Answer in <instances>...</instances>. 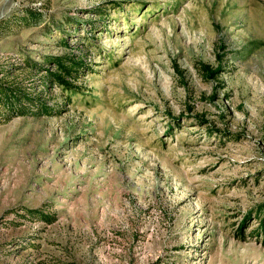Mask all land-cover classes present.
I'll list each match as a JSON object with an SVG mask.
<instances>
[{
	"label": "rangeland",
	"instance_id": "rangeland-1",
	"mask_svg": "<svg viewBox=\"0 0 264 264\" xmlns=\"http://www.w3.org/2000/svg\"><path fill=\"white\" fill-rule=\"evenodd\" d=\"M0 83V264H264V0H0Z\"/></svg>",
	"mask_w": 264,
	"mask_h": 264
},
{
	"label": "trees",
	"instance_id": "trees-1",
	"mask_svg": "<svg viewBox=\"0 0 264 264\" xmlns=\"http://www.w3.org/2000/svg\"><path fill=\"white\" fill-rule=\"evenodd\" d=\"M21 18L27 24L36 23L40 18V13L36 10H30ZM51 59V63L55 65L56 69L54 71L48 70L39 76L43 87H51L52 85L66 89L73 87L70 79L73 80L78 77L77 75L83 67L82 61L74 59L72 55L57 56ZM30 65L36 66V63H30ZM203 71L209 73L211 77L215 75V71L206 64L203 65ZM47 109L45 102H42L37 96H33L18 86L0 83V120L2 118L9 119L14 114L25 115L31 113V115H38L41 112H47Z\"/></svg>",
	"mask_w": 264,
	"mask_h": 264
}]
</instances>
